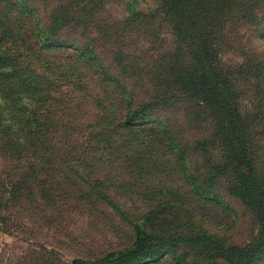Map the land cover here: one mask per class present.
Instances as JSON below:
<instances>
[{
  "label": "trees",
  "instance_id": "1",
  "mask_svg": "<svg viewBox=\"0 0 264 264\" xmlns=\"http://www.w3.org/2000/svg\"><path fill=\"white\" fill-rule=\"evenodd\" d=\"M113 1L0 0V264H67L34 240L74 215L123 239L70 264H264V0Z\"/></svg>",
  "mask_w": 264,
  "mask_h": 264
},
{
  "label": "rangeland",
  "instance_id": "2",
  "mask_svg": "<svg viewBox=\"0 0 264 264\" xmlns=\"http://www.w3.org/2000/svg\"><path fill=\"white\" fill-rule=\"evenodd\" d=\"M128 0H115L111 7L113 17L124 14L125 2ZM135 9L147 11L156 6L155 0H131ZM163 47L171 45V37L167 26L163 25L160 33ZM225 62L236 61V57L230 54L223 55ZM120 200V197H116ZM232 211L216 216L211 212L205 214L213 226V231L223 237L227 242L242 244L255 232L251 215L236 201L230 200ZM131 208H141L140 203L134 199L127 201ZM66 236L59 235L53 230H41L34 243H40L47 248L57 249L61 259L70 264L75 258H85L90 253H98L101 249L116 247L123 238L116 234L110 227V221L104 216L95 219H85L80 216H72L68 222ZM27 243L17 236H10L0 232V251L20 252L27 247Z\"/></svg>",
  "mask_w": 264,
  "mask_h": 264
}]
</instances>
